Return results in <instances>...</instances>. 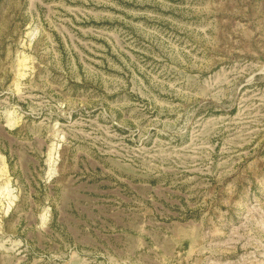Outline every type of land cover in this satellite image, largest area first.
<instances>
[{
    "label": "rangeland",
    "instance_id": "374dc122",
    "mask_svg": "<svg viewBox=\"0 0 264 264\" xmlns=\"http://www.w3.org/2000/svg\"><path fill=\"white\" fill-rule=\"evenodd\" d=\"M0 264H264V0H0Z\"/></svg>",
    "mask_w": 264,
    "mask_h": 264
}]
</instances>
